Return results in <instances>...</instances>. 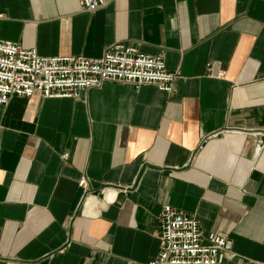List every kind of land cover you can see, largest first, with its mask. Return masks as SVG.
I'll return each mask as SVG.
<instances>
[{"label":"crops","instance_id":"obj_1","mask_svg":"<svg viewBox=\"0 0 264 264\" xmlns=\"http://www.w3.org/2000/svg\"><path fill=\"white\" fill-rule=\"evenodd\" d=\"M0 12V41L42 57L125 45L177 75L172 93L107 82L0 105V264H150L166 205L229 238L224 264H264V0H113L94 13L0 0Z\"/></svg>","mask_w":264,"mask_h":264},{"label":"built area","instance_id":"obj_2","mask_svg":"<svg viewBox=\"0 0 264 264\" xmlns=\"http://www.w3.org/2000/svg\"><path fill=\"white\" fill-rule=\"evenodd\" d=\"M112 1L79 0L87 13L103 9ZM3 17L0 12V19ZM176 79L162 57H150L125 45L107 48L98 59L45 58L36 49L26 50L16 43L0 41V105L8 104L15 96L31 98L35 94L44 99H80L84 91L101 88L107 82L130 84L137 89L153 85L172 93ZM79 187L92 190L86 179ZM112 198L107 200L112 202ZM159 220L160 252L150 264H224L231 252L232 242L227 236H204L197 219L172 206L163 207Z\"/></svg>","mask_w":264,"mask_h":264}]
</instances>
